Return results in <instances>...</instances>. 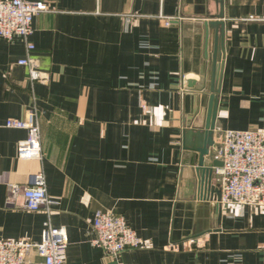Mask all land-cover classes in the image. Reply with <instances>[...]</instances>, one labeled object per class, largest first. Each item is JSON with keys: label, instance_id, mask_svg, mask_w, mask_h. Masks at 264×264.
I'll use <instances>...</instances> for the list:
<instances>
[{"label": "crops", "instance_id": "obj_1", "mask_svg": "<svg viewBox=\"0 0 264 264\" xmlns=\"http://www.w3.org/2000/svg\"><path fill=\"white\" fill-rule=\"evenodd\" d=\"M32 1L54 9L31 38L47 81L18 64L22 39H0V239L41 242L50 222L66 264H264V210L223 207L216 174L223 132H264V0ZM34 110L43 162L20 160L27 132L6 127ZM41 171L50 214L7 202ZM97 212L141 247L108 257Z\"/></svg>", "mask_w": 264, "mask_h": 264}, {"label": "built area", "instance_id": "obj_2", "mask_svg": "<svg viewBox=\"0 0 264 264\" xmlns=\"http://www.w3.org/2000/svg\"><path fill=\"white\" fill-rule=\"evenodd\" d=\"M54 12L45 2L32 0H3L0 2V39L23 40L28 58L18 64L30 70L32 82L47 81L38 68V62L30 54L35 50L31 41L35 33L34 20L42 14ZM6 127L27 132L25 140L17 146L20 160L43 162L41 129L36 110L28 112L23 119H11ZM223 163L216 174L221 181L220 204L223 207H253L264 210V132L225 131L217 150ZM24 201L23 208L29 212L43 211L50 214L55 202L48 195V186L43 171L31 176L27 186H11L7 202L17 205ZM94 245L110 258H116L128 250L141 247V241L122 217L113 213L97 212L93 220ZM69 237L64 229L45 223L41 242L0 239V264H66ZM36 256L40 262L32 260Z\"/></svg>", "mask_w": 264, "mask_h": 264}, {"label": "water", "instance_id": "obj_3", "mask_svg": "<svg viewBox=\"0 0 264 264\" xmlns=\"http://www.w3.org/2000/svg\"><path fill=\"white\" fill-rule=\"evenodd\" d=\"M223 17H224V11H222V13L220 15V19H222ZM210 25L211 26L213 25V27H216V28L221 26L223 28L222 38H224V26H225L224 24L216 22V24L211 23ZM218 54L219 53H218V48H217V51H216V53L214 55V60H213V79H212V84L213 85H212V92L214 94L217 93L216 90H215V84H216V79H217L216 76H217ZM187 82H188L189 88H194L196 86L197 80L195 78H190V79L187 80ZM209 119H211V118H209ZM205 155H207V154L202 153V160H204V156ZM212 157H213V154L211 156V159H213ZM222 166H223V163L220 161L218 163V165L216 166V169H218V168H220ZM208 167H210V166H207V168Z\"/></svg>", "mask_w": 264, "mask_h": 264}]
</instances>
